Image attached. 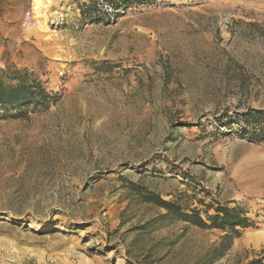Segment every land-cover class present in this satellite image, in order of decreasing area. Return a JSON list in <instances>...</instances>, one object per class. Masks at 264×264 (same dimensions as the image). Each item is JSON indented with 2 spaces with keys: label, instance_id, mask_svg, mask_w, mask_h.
Wrapping results in <instances>:
<instances>
[{
  "label": "rangeland",
  "instance_id": "obj_1",
  "mask_svg": "<svg viewBox=\"0 0 264 264\" xmlns=\"http://www.w3.org/2000/svg\"><path fill=\"white\" fill-rule=\"evenodd\" d=\"M118 5L0 0V70L56 95L0 120V264H207L223 233L144 228L165 212L130 183L244 211L211 264L264 257V142L231 120L264 111V0Z\"/></svg>",
  "mask_w": 264,
  "mask_h": 264
},
{
  "label": "trees",
  "instance_id": "obj_2",
  "mask_svg": "<svg viewBox=\"0 0 264 264\" xmlns=\"http://www.w3.org/2000/svg\"><path fill=\"white\" fill-rule=\"evenodd\" d=\"M147 1L152 0H116L117 4L123 5V8H128L127 4H143ZM55 101L56 95L48 93L39 81L32 79L27 70L12 67L0 70V120H26L29 113L45 112ZM231 120L233 124L240 126L241 138L249 142H264V111L247 110ZM127 188L139 203L165 212L146 222L144 228L158 224L164 226L163 222L169 220L201 230H217L223 233L220 242L209 252L211 259L207 264L222 258L229 250L232 241L240 237L239 229H246L252 224L246 218L245 212L238 208L208 205L203 201H197L198 205L204 208V211H200L192 208L188 204L190 198L184 195L178 196L175 201H164L159 195L143 186L130 183ZM210 211L213 212L212 215H209ZM263 261L264 257L247 264H264Z\"/></svg>",
  "mask_w": 264,
  "mask_h": 264
},
{
  "label": "bare ground",
  "instance_id": "obj_3",
  "mask_svg": "<svg viewBox=\"0 0 264 264\" xmlns=\"http://www.w3.org/2000/svg\"><path fill=\"white\" fill-rule=\"evenodd\" d=\"M249 159H246V160H244V162L243 163H246L247 161H248ZM239 166V165H238ZM237 169V168H236ZM264 171V170H263ZM258 187V186H257ZM257 187H253V191H257V192H259L260 191V189H258ZM263 188V187H262ZM263 191V190H262ZM46 228H45V226H43L42 224H40L39 226H38V229H37V231H42V230H45Z\"/></svg>",
  "mask_w": 264,
  "mask_h": 264
}]
</instances>
